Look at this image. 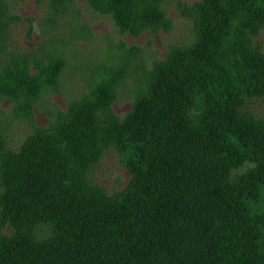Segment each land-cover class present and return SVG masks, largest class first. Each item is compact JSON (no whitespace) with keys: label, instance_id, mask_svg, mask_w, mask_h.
I'll return each instance as SVG.
<instances>
[{"label":"trees","instance_id":"1","mask_svg":"<svg viewBox=\"0 0 264 264\" xmlns=\"http://www.w3.org/2000/svg\"><path fill=\"white\" fill-rule=\"evenodd\" d=\"M163 1L153 10L160 25L140 28L129 23L125 0L101 9L123 32L139 34L167 28ZM185 9L194 41L171 47L126 116L148 158L136 170L141 195L132 205L108 202L88 180L87 150L75 131L62 150L45 141V150L8 158L0 150V264H264V205L252 201L264 191V119L241 108L264 96V53L252 41L264 24V0H199ZM240 11L238 46L226 48ZM228 67L245 91L232 93L237 76ZM214 81L236 97L233 104L215 95ZM250 158L255 167L234 178Z\"/></svg>","mask_w":264,"mask_h":264},{"label":"rangeland","instance_id":"2","mask_svg":"<svg viewBox=\"0 0 264 264\" xmlns=\"http://www.w3.org/2000/svg\"><path fill=\"white\" fill-rule=\"evenodd\" d=\"M109 1L0 0V150L8 158L45 150L44 141L62 150L61 141L75 131L87 150L91 185L110 203L132 205L142 192L137 167L147 168L148 158L144 144L127 131L126 116L149 90L155 66L171 47L194 41L195 21L185 7L199 0H164L167 28L147 27L139 34L123 32L114 16L101 9L109 8ZM156 5L157 0H125L129 23L136 28L160 25ZM242 14H236L224 38L226 48L237 45ZM252 41L264 53V24ZM238 72L228 67V74L237 76L229 82L234 94L246 87ZM215 74L227 76L219 69ZM210 88L221 100L235 102L218 81ZM241 108L264 119V96ZM93 118L95 133L88 125ZM65 124L72 127L70 133L65 134ZM254 167L250 158L233 169V176ZM260 193L252 200L257 206L264 205Z\"/></svg>","mask_w":264,"mask_h":264}]
</instances>
